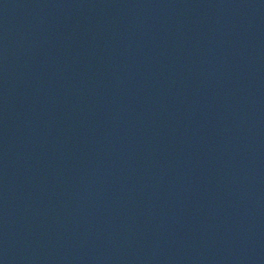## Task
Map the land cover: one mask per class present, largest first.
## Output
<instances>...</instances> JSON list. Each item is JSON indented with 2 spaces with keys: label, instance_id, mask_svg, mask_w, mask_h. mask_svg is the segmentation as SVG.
<instances>
[{
  "label": "water",
  "instance_id": "water-1",
  "mask_svg": "<svg viewBox=\"0 0 264 264\" xmlns=\"http://www.w3.org/2000/svg\"><path fill=\"white\" fill-rule=\"evenodd\" d=\"M0 264H264V0H0Z\"/></svg>",
  "mask_w": 264,
  "mask_h": 264
}]
</instances>
